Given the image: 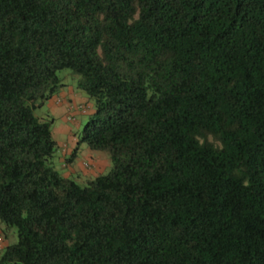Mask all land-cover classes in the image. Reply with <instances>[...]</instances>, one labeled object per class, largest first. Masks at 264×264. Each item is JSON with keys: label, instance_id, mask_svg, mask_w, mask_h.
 I'll use <instances>...</instances> for the list:
<instances>
[{"label": "trees", "instance_id": "1", "mask_svg": "<svg viewBox=\"0 0 264 264\" xmlns=\"http://www.w3.org/2000/svg\"><path fill=\"white\" fill-rule=\"evenodd\" d=\"M0 227V264H264V0H0Z\"/></svg>", "mask_w": 264, "mask_h": 264}, {"label": "crops", "instance_id": "2", "mask_svg": "<svg viewBox=\"0 0 264 264\" xmlns=\"http://www.w3.org/2000/svg\"><path fill=\"white\" fill-rule=\"evenodd\" d=\"M77 104L87 106L90 111L93 107L92 104L88 102L87 97H84L83 94H81L72 86L61 91L57 96H54L46 104L48 108V114L52 115L55 118L53 131L55 138L58 140L59 144L61 146H64L62 148L63 153L68 152V149L66 147L70 144L73 145L72 150L76 146L77 140L74 137V130L78 124H76L75 126L71 125L68 122V115L70 113H74L75 116L79 114L80 111L76 108ZM60 140L64 142L60 143ZM90 156L91 159L88 163L93 166L91 171L93 172L94 169L101 165L100 162H98V158L100 157V155L91 153ZM71 172L72 171L70 170V173ZM14 240L12 241L9 239L7 232H2V237L0 238V255L9 244L14 242Z\"/></svg>", "mask_w": 264, "mask_h": 264}, {"label": "rangeland", "instance_id": "3", "mask_svg": "<svg viewBox=\"0 0 264 264\" xmlns=\"http://www.w3.org/2000/svg\"><path fill=\"white\" fill-rule=\"evenodd\" d=\"M65 71H63V72H65ZM83 96L86 97L85 95H83ZM77 107H78V104L76 105V108ZM47 112H48L47 105H45L41 109L37 110V114H39V115H43ZM72 115H74V113H72ZM77 118H78V115H77ZM86 119L87 118L84 117V119H82L83 122H85ZM79 120H81V119H79ZM63 142L64 141L60 140V143H63ZM73 144H74V142H73ZM62 147H64V146H62ZM72 147H73V145H71V144L66 147L68 149V152L73 151ZM62 152H63V150H62ZM91 153L100 155V157L98 158V162H100V164H101L96 169H94L93 172H91L93 166L90 165V163H88L89 160L91 159V156H90ZM58 168H59L60 172L66 174V175L71 174L69 169L64 167L63 164H61V166H58ZM69 168L73 173L77 174L78 177H80V178H82L83 176L87 175L90 172H91L90 177L92 176L91 178H93V177H96L100 174L107 173L108 171H110V169L112 168V162H111L110 155L108 152H106V151H101V152L100 151H94V150H91L86 144H83L79 148L75 162H73V164ZM2 226H3V228L5 227L4 224H2L1 227ZM7 235H8L10 240L13 241L15 239L14 241H16V238H17L16 237L17 236L16 228H10L7 231Z\"/></svg>", "mask_w": 264, "mask_h": 264}, {"label": "built area", "instance_id": "4", "mask_svg": "<svg viewBox=\"0 0 264 264\" xmlns=\"http://www.w3.org/2000/svg\"><path fill=\"white\" fill-rule=\"evenodd\" d=\"M84 110L86 109V108H83Z\"/></svg>", "mask_w": 264, "mask_h": 264}]
</instances>
